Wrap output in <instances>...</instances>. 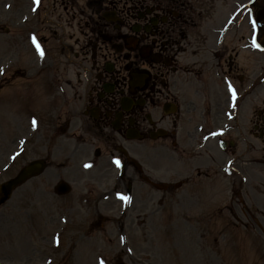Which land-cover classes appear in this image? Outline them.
Listing matches in <instances>:
<instances>
[{
	"label": "rangeland",
	"instance_id": "374dc122",
	"mask_svg": "<svg viewBox=\"0 0 264 264\" xmlns=\"http://www.w3.org/2000/svg\"><path fill=\"white\" fill-rule=\"evenodd\" d=\"M65 2L0 0V183L29 161L50 164L0 208V264H264V144L253 125L264 109V52L258 48L264 23H255L264 0H245L227 39L245 67V136H234V157L245 155V164L227 171L214 166L211 186L194 182L184 197L155 196L150 209H140L136 199L132 206L105 200L97 209L106 185H85L69 168L90 159L86 149L73 156L72 146L54 145L52 131L68 106L60 91L89 75L77 54L78 24L68 23ZM237 8H224L222 23ZM70 137L78 141L79 134ZM161 162L152 165L163 169ZM71 178L82 183V204L79 195L65 200L52 193L58 179Z\"/></svg>",
	"mask_w": 264,
	"mask_h": 264
},
{
	"label": "flooded vegetation",
	"instance_id": "af4514ba",
	"mask_svg": "<svg viewBox=\"0 0 264 264\" xmlns=\"http://www.w3.org/2000/svg\"><path fill=\"white\" fill-rule=\"evenodd\" d=\"M237 1L74 0L75 9L67 0L89 75L63 91L68 106L52 131L55 147L72 146L73 155L83 147L96 156L91 171L102 181L123 180L131 193L134 183L146 185L149 198L154 188L174 193L177 173H158L156 156L192 153L199 176L226 163L239 146L233 137L245 136V67L227 40L231 25L222 23ZM258 115L254 128L264 141V110ZM77 134L79 143L69 140ZM109 153L120 158L119 169L98 160Z\"/></svg>",
	"mask_w": 264,
	"mask_h": 264
},
{
	"label": "water",
	"instance_id": "95a60500",
	"mask_svg": "<svg viewBox=\"0 0 264 264\" xmlns=\"http://www.w3.org/2000/svg\"><path fill=\"white\" fill-rule=\"evenodd\" d=\"M259 20L264 18V11L259 12ZM264 45V44H263ZM264 47V46H263ZM45 169L43 161H34L26 166L19 175L0 186V205L10 199L13 190L22 185L28 179L40 175Z\"/></svg>",
	"mask_w": 264,
	"mask_h": 264
},
{
	"label": "snow or ice",
	"instance_id": "6c2138e0",
	"mask_svg": "<svg viewBox=\"0 0 264 264\" xmlns=\"http://www.w3.org/2000/svg\"><path fill=\"white\" fill-rule=\"evenodd\" d=\"M36 3H39V0H35Z\"/></svg>",
	"mask_w": 264,
	"mask_h": 264
}]
</instances>
